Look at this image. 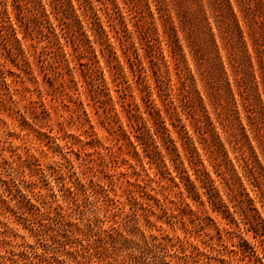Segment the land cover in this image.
Returning a JSON list of instances; mask_svg holds the SVG:
<instances>
[{"label":"rangeland","instance_id":"rangeland-1","mask_svg":"<svg viewBox=\"0 0 264 264\" xmlns=\"http://www.w3.org/2000/svg\"><path fill=\"white\" fill-rule=\"evenodd\" d=\"M70 3L0 0V264H264V0Z\"/></svg>","mask_w":264,"mask_h":264},{"label":"trees","instance_id":"trees-1","mask_svg":"<svg viewBox=\"0 0 264 264\" xmlns=\"http://www.w3.org/2000/svg\"><path fill=\"white\" fill-rule=\"evenodd\" d=\"M77 1V0H76ZM39 2V4H40V1H38ZM66 2H67V4L69 3V9L71 10V12H70V15H73V19L74 20H76V23L77 24H81V22H82V20H79L78 18H79V16L75 13V11H74V9H73V7H72V5H71V3H70V0H66ZM63 5H65V3L63 4ZM77 5H79V3H77ZM52 6V5H51ZM65 7V6H64ZM52 8H53V6H52ZM84 16H85V13L83 14ZM90 23H92V22H90ZM92 24H94V25H92L93 27H95V30H96V32H97V34L99 35V36H102L103 34L105 35V32L103 31V28L101 27V25L99 24V23H92ZM106 47H110V44H107L106 45ZM263 69V68H262Z\"/></svg>","mask_w":264,"mask_h":264}]
</instances>
